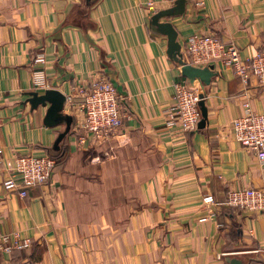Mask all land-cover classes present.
Wrapping results in <instances>:
<instances>
[{"label":"crops","instance_id":"1","mask_svg":"<svg viewBox=\"0 0 264 264\" xmlns=\"http://www.w3.org/2000/svg\"><path fill=\"white\" fill-rule=\"evenodd\" d=\"M174 2L0 0V228L31 240L0 251V264H264V214L226 202L230 190L264 187V166L231 128L246 101L264 114V85L255 77L242 84L221 64L209 84L188 82L166 37L149 26ZM161 21L181 47L193 34H215L241 57L264 51V0H188L182 15ZM36 70L47 80L37 91L63 93L62 113L74 117L56 145L65 125L43 123L48 104L24 103ZM98 72L121 96L123 120L111 135L80 143L82 112L67 97L80 101L79 88ZM182 80L206 109L194 131L165 126L173 83ZM23 154L51 156L56 167L20 197L2 181ZM206 194L217 201L211 211Z\"/></svg>","mask_w":264,"mask_h":264},{"label":"built area","instance_id":"2","mask_svg":"<svg viewBox=\"0 0 264 264\" xmlns=\"http://www.w3.org/2000/svg\"><path fill=\"white\" fill-rule=\"evenodd\" d=\"M194 5L201 6L203 0H193ZM182 59L195 66L221 64L232 69L242 84H248L255 77L264 85V51L248 57H241L239 47L232 41L224 42L215 34H193L186 38L181 47ZM43 62V56L36 57ZM36 90L47 86L43 70H36L32 76ZM80 101L74 102V95L68 96V102L76 105L82 112V120L78 128V141L83 143L86 137L103 138L111 135L122 123V98L115 86L104 73H94L89 82L79 88ZM197 89L192 88L184 80L173 83L175 104L169 108L165 126L169 129L188 132L197 129L201 114L199 110L200 96ZM243 114L233 120L236 141L242 148L253 154L264 166V114L255 111L248 101L243 104ZM2 153L0 149V161ZM56 167V160L48 155H19L2 186L7 191L16 192L20 197L27 195L31 187L42 186L49 179ZM206 209L212 210L217 201L211 194L202 197ZM226 202L231 207H239L255 213L264 214V187H243L227 192ZM211 214V213H210ZM31 240L21 237L15 232H6L0 228V251L12 252L29 248Z\"/></svg>","mask_w":264,"mask_h":264},{"label":"water","instance_id":"3","mask_svg":"<svg viewBox=\"0 0 264 264\" xmlns=\"http://www.w3.org/2000/svg\"><path fill=\"white\" fill-rule=\"evenodd\" d=\"M186 3L188 0H175L174 5L167 9L158 10L151 15L150 29L153 33L165 36L167 39V54L175 61L181 70V74L192 83L194 79H198L203 84H209L210 79L216 74L213 65L204 67L190 65L184 62L181 53V43L178 41V33L174 26L169 21H161L162 19L180 16L185 11ZM87 4H90L87 2ZM28 97L24 103H28L31 110L37 109L39 106L46 108L43 123L46 126H55L64 124V131L58 134L55 145L61 141V139L69 132L72 124L74 123V117L62 113V109L66 102V96L57 89H45L42 93L31 91L27 93ZM202 98V94L199 95ZM202 117L199 121V125L204 126L206 122V109L202 100L199 101ZM228 264H245L238 257H228ZM247 264V263H246Z\"/></svg>","mask_w":264,"mask_h":264},{"label":"trees","instance_id":"4","mask_svg":"<svg viewBox=\"0 0 264 264\" xmlns=\"http://www.w3.org/2000/svg\"><path fill=\"white\" fill-rule=\"evenodd\" d=\"M14 251H19V250H14Z\"/></svg>","mask_w":264,"mask_h":264},{"label":"rangeland","instance_id":"5","mask_svg":"<svg viewBox=\"0 0 264 264\" xmlns=\"http://www.w3.org/2000/svg\"><path fill=\"white\" fill-rule=\"evenodd\" d=\"M8 253V252H7Z\"/></svg>","mask_w":264,"mask_h":264}]
</instances>
